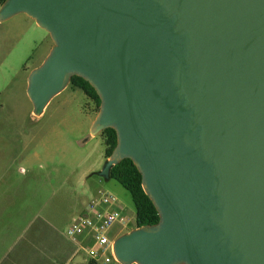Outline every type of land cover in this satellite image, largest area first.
<instances>
[{"label":"water","instance_id":"water-1","mask_svg":"<svg viewBox=\"0 0 264 264\" xmlns=\"http://www.w3.org/2000/svg\"><path fill=\"white\" fill-rule=\"evenodd\" d=\"M53 46L28 77L41 115L73 76L100 96L89 140L130 158L155 224L115 240L120 264H264V0H5Z\"/></svg>","mask_w":264,"mask_h":264},{"label":"rangeland","instance_id":"rangeland-1","mask_svg":"<svg viewBox=\"0 0 264 264\" xmlns=\"http://www.w3.org/2000/svg\"><path fill=\"white\" fill-rule=\"evenodd\" d=\"M52 45L50 34L26 13L0 22V245L42 222L77 246L75 264H87L88 253L68 234L87 203L104 190L118 198L116 208L128 223L114 226L111 237L136 226V208L125 187L98 174L107 160L103 135L81 143L97 116L83 90L70 83L41 115L33 113L28 77Z\"/></svg>","mask_w":264,"mask_h":264},{"label":"built area","instance_id":"built-area-1","mask_svg":"<svg viewBox=\"0 0 264 264\" xmlns=\"http://www.w3.org/2000/svg\"><path fill=\"white\" fill-rule=\"evenodd\" d=\"M117 202L118 198L112 192L101 191L87 203L68 229L69 236L80 244L90 259L104 264L118 262L115 240L119 236H110L112 228L128 223L126 216L116 208Z\"/></svg>","mask_w":264,"mask_h":264},{"label":"crops","instance_id":"crops-1","mask_svg":"<svg viewBox=\"0 0 264 264\" xmlns=\"http://www.w3.org/2000/svg\"><path fill=\"white\" fill-rule=\"evenodd\" d=\"M60 235L44 223L34 222L16 242L0 245V264H75L77 246L68 245Z\"/></svg>","mask_w":264,"mask_h":264},{"label":"trees","instance_id":"trees-1","mask_svg":"<svg viewBox=\"0 0 264 264\" xmlns=\"http://www.w3.org/2000/svg\"><path fill=\"white\" fill-rule=\"evenodd\" d=\"M5 0H0V6ZM75 88L84 91L86 96L100 109L101 99L95 88L84 78L73 76L70 82ZM106 144V158L108 159L117 145V132L114 128H107L101 132ZM111 179L117 180L132 195L136 208V226L155 224L159 221L160 215L153 201L144 191L142 185V174L130 158L122 160L111 169ZM87 264H99L94 259H89Z\"/></svg>","mask_w":264,"mask_h":264}]
</instances>
